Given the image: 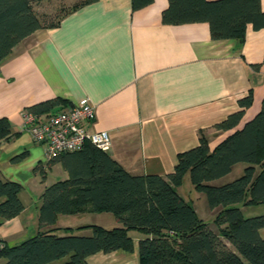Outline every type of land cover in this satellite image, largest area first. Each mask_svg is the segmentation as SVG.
I'll return each instance as SVG.
<instances>
[{"label":"crops","instance_id":"crops-1","mask_svg":"<svg viewBox=\"0 0 264 264\" xmlns=\"http://www.w3.org/2000/svg\"><path fill=\"white\" fill-rule=\"evenodd\" d=\"M68 1L70 7L80 0ZM166 5L167 0H153L133 10L131 0H95L67 12L55 27L38 28L0 63V118L11 125L10 136L0 140V176L21 184L24 206L16 216L0 218V243L17 244L45 229L38 220L40 196L53 182L47 184L44 173L54 166L61 179L67 177L59 162L46 166L44 145L23 128L26 107L55 97L69 102L87 98L95 118L85 123L86 129L106 131L107 152L134 175L171 172L177 154L195 146L200 131L213 148L231 132L213 125L238 110V99L248 91L253 100L241 122L259 111L264 63L252 64L264 60V28L248 25L241 42L213 39L207 22L163 23ZM38 165L44 169L41 176ZM28 186L37 194H28ZM187 201L198 214L194 202ZM95 213L59 214L56 233L70 227L75 234H91L76 228L119 224L113 214L88 217ZM260 234L264 237V228ZM130 235L131 251H97L86 263L138 264L137 242L143 235Z\"/></svg>","mask_w":264,"mask_h":264},{"label":"trees","instance_id":"trees-1","mask_svg":"<svg viewBox=\"0 0 264 264\" xmlns=\"http://www.w3.org/2000/svg\"><path fill=\"white\" fill-rule=\"evenodd\" d=\"M95 0H80L63 10L56 20L45 23L36 13L40 0H0V63L22 39L38 28L59 24L69 11ZM153 0H131L133 10ZM161 20L166 24L207 22L213 39L242 41L246 28H264L261 0H167ZM261 63L252 64L258 68ZM252 92L240 97L239 109L213 127L231 132L213 148L199 132L198 143L177 154L173 170L166 175H134L107 151L86 142L75 151L61 152L47 160L59 162L67 177L47 185L41 196L38 220L41 228L33 236L13 245L0 243L3 264H87L86 257L133 249L130 231L140 232L138 264H264V214L243 216L238 204L264 202V98L259 111L242 121L252 104ZM61 97L35 103L25 109L55 112L71 105ZM242 123V124H241ZM10 121L0 118V140L11 134ZM237 162L244 172L224 184H212ZM42 174L44 169L36 167ZM188 174L196 190L205 194L216 213V231L201 219L190 202L178 192ZM21 184L0 176V218L8 220L23 210ZM83 211L111 212L118 225L106 228L87 224L91 234H75L74 228L54 226L59 214Z\"/></svg>","mask_w":264,"mask_h":264},{"label":"built area","instance_id":"built-area-1","mask_svg":"<svg viewBox=\"0 0 264 264\" xmlns=\"http://www.w3.org/2000/svg\"><path fill=\"white\" fill-rule=\"evenodd\" d=\"M23 128L35 143L44 145L49 159L61 152L75 151L86 142L108 151L110 138L104 130L90 132L85 123L95 118L93 104L87 99L72 102L55 112H32L24 109L21 113Z\"/></svg>","mask_w":264,"mask_h":264},{"label":"rangeland","instance_id":"rangeland-1","mask_svg":"<svg viewBox=\"0 0 264 264\" xmlns=\"http://www.w3.org/2000/svg\"><path fill=\"white\" fill-rule=\"evenodd\" d=\"M70 4L71 3L68 0H44L43 2H35L34 8L36 13L40 16L41 20H43L45 23H49L56 20V18L60 14H62L63 10L69 7ZM245 165L246 164L244 162L235 163L228 173L214 180H211L210 183L220 185L239 177L240 175L243 174ZM41 175L43 174H40V176ZM44 175L47 184L63 178V175L60 172V170L58 168H55L54 166L51 169L47 170L46 173H44ZM37 192L38 191L33 190L31 187L28 186V194L30 193L31 195H35L37 194ZM179 192L182 196H184L185 199L192 200L194 202L198 214L201 215L206 222H208L209 226L212 227L216 226L214 224V218L216 213L219 211L221 207L220 206H216L214 208L209 207L204 192L196 190L193 187L188 177V174L184 175L182 183L179 187ZM238 206L240 207L243 216L246 217L264 214V202L247 203V204L240 203L238 204ZM98 213L99 214L95 213L94 215L88 217L90 219H95L97 217H101L100 213H105L102 215L112 214L111 212L108 211H102ZM106 228H111V227H106ZM86 229H89L87 230V232L88 231H90V233L92 232L90 227H86Z\"/></svg>","mask_w":264,"mask_h":264}]
</instances>
